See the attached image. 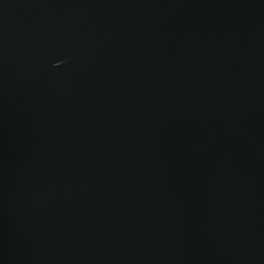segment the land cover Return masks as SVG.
<instances>
[{"label": "water", "instance_id": "95a60500", "mask_svg": "<svg viewBox=\"0 0 264 264\" xmlns=\"http://www.w3.org/2000/svg\"><path fill=\"white\" fill-rule=\"evenodd\" d=\"M0 264H264V0H0Z\"/></svg>", "mask_w": 264, "mask_h": 264}]
</instances>
